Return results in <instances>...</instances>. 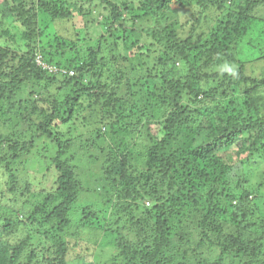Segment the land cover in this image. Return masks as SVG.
I'll return each mask as SVG.
<instances>
[{"label": "trees", "instance_id": "obj_1", "mask_svg": "<svg viewBox=\"0 0 264 264\" xmlns=\"http://www.w3.org/2000/svg\"><path fill=\"white\" fill-rule=\"evenodd\" d=\"M96 1L110 8L112 23L116 25L132 12L126 4L121 7L110 0ZM135 1L139 4L135 9L143 12L142 16L130 17L135 21H157L167 10L189 8H193L196 21L193 25L191 18L178 28L171 26L166 35H163L166 28L162 27L158 33L161 34L158 42L168 46V55L174 51V58L180 61L177 64L181 63L188 75H179L177 61L172 65L171 56L159 59L163 69L161 76L154 78L152 92L141 88L136 96L146 99L142 105L123 101L127 97H122L118 92L121 88L115 86L122 84V72L111 73L115 87L107 82L84 79L83 71L99 78L104 76L100 72L104 67L98 61L100 49H89L90 63L74 69L81 74L78 78L50 75L37 66L36 57L42 55L49 64L73 69L58 60V55L63 53V43L57 38L46 41L35 31L41 13L50 21L60 23L70 20L73 14L70 8L76 10L77 6L71 7L67 0H0V40L9 36L11 44L15 45L16 36L5 28L9 19L26 29L22 37L29 42L19 51L9 44L0 46V101L10 102L13 92L19 88L23 91L33 83L48 90L58 83L71 92L63 105L49 104L46 110L41 98L35 101L38 105H34L32 113L43 119L38 124V134L57 142L58 152L50 169L57 172L58 177L55 189L43 191L39 198L9 202L12 208L0 217V264H70L68 232L74 227L75 213L72 212L81 184L70 162H63L67 147L53 130L79 119L84 128L106 119L115 125L123 124L126 139L120 149L124 162L114 164L110 156H106V174L118 172L130 182L135 203L129 207L141 208L144 216H151L148 221L145 218L139 221L148 222L144 236L138 233L137 237L131 233L132 238L127 237L129 233L117 235L119 243L111 257L112 264H226L225 261L233 257L238 262L235 264H264V189L261 187L264 181L260 184L259 177L254 180L255 171L250 166L251 161L259 160L258 170L264 174V105H260L261 109L257 107L252 94L257 89L264 90V72L259 78L248 76L243 63L235 76L215 71L225 62L233 66L230 63L241 55L249 57L246 59L257 57V45L251 42L242 49V43L247 35L257 32L264 24L262 17L253 14L257 7L264 6V0ZM209 12H217L221 17L203 30L201 23ZM257 34L263 42L264 34ZM55 41L58 45L52 47ZM208 70H213L214 74ZM237 89L240 93L246 90L243 94L250 99L246 107L237 99L240 108L232 109L233 103H226ZM210 94L224 103L223 113H216L213 118L200 112ZM135 95L129 96V102H133ZM191 105L199 107L194 115L189 113ZM7 111L1 105L0 117H7ZM139 116H147L145 124ZM222 116H226L225 122H220ZM155 118L162 121L156 122ZM206 120L210 121L205 125ZM153 122L158 123V127L150 130ZM105 126L113 127L109 122ZM140 132L147 134L150 140L141 171H137L128 158L134 153L132 147L135 149L137 145L132 141L133 135ZM8 142H11L9 137L0 135V148ZM34 145L33 140L19 149L27 152ZM244 154L249 165L241 160ZM139 199L148 200V206L139 205ZM125 221L131 231L138 226L133 217ZM83 226L86 227V223ZM181 245L190 247L191 254L182 250ZM207 245L216 250L211 252L210 259L204 260ZM175 250L179 253L177 256L173 254ZM197 253L202 257L199 262L194 256Z\"/></svg>", "mask_w": 264, "mask_h": 264}, {"label": "rangeland", "instance_id": "obj_2", "mask_svg": "<svg viewBox=\"0 0 264 264\" xmlns=\"http://www.w3.org/2000/svg\"><path fill=\"white\" fill-rule=\"evenodd\" d=\"M110 1L121 7L126 4L132 10L131 13L126 15L125 20L121 24L112 23L110 8L99 1L67 0L71 7H78L76 10L70 8L71 12L73 11L71 19L54 23L47 19L48 17L45 14L41 13L35 32L39 36L43 35L46 41L59 39L63 43L61 44L63 53L58 55V60L73 69H78L90 63L89 49H100L98 61L99 65L104 67L100 69L104 76L99 78L83 71L81 73H83L84 79L92 80L93 82H107L111 87H120L121 91L118 92H120L122 97L128 98L123 101L130 105L134 104V101L138 105H142L145 104L146 99L144 97L138 99L136 96L141 88L145 92L153 89L156 83L154 78L160 77L161 69H163L159 59L162 61L171 56L172 65L175 60L177 61L175 65L178 68L179 75H188V70L185 71L186 69L182 67L181 63L177 64L179 60L174 58V51L168 55L166 52L168 46H163L158 42V38L161 35L158 33L162 31L163 27L166 28L163 35H166L170 32L171 26L178 28L191 18L194 25L196 22L195 13L192 11L193 8L183 11L167 10L165 16L157 21L148 19L135 21L130 17L142 16L143 13L135 9L139 5L138 2L132 0L131 4V0ZM253 14L262 17L261 19L264 20L263 4L257 7ZM220 17L217 12H209L208 17L201 23L203 30H207L212 22H215ZM9 22V19L5 22V28L16 36V39L13 40L15 45H12L13 42L11 44L9 36H7L0 40V46H8L9 44L13 49L19 51L23 49L25 44H29L22 37L23 31L26 29L15 20L14 22ZM257 32L264 34V24ZM257 32L255 31L244 39L242 38V44L244 45L242 49L247 48V45L251 42L253 45L258 46L255 49L257 50V57L246 59L249 57L245 58V56H239L237 53L239 56L238 60L230 64L234 65L236 63L234 66L238 70L240 64L243 63L245 65V73L248 76L259 78L264 72V41L262 42ZM57 45L56 41L55 44L51 43L52 47ZM242 57L244 60H242ZM205 62L204 60L202 63L203 68ZM209 66H212V64ZM113 71L124 74L122 84L114 86L113 79L115 77L113 78L111 74ZM208 72L212 73V75L214 74L213 70H208ZM204 74H206L205 71ZM19 89L13 92L10 102L5 99L0 101V106L4 105L5 109L8 110L7 117H0V135L11 139V142L3 143L0 148V217L12 208L9 202L13 201V199L17 200L18 203L24 200L32 201L43 195V191L55 189L54 184L58 174L50 168L52 167L51 161L58 152L57 142L47 136L38 134V124L43 119L39 115H34L32 110L34 105H38L35 101H38L39 98L44 101L43 107L46 110L49 104L58 103L63 105L71 93L70 89L63 88L58 83L54 84L51 90L41 88L37 83L28 85V88L23 91ZM113 90H116V88ZM246 90L242 93L239 92V89L235 90L234 94L232 93L229 96V102L226 104L229 105L232 102V109L240 108L238 99L242 103L241 105L246 107V103L250 99L249 96L243 94ZM210 91L213 90L211 89ZM224 92L225 90L221 93L224 94ZM252 94H254V103L261 109L260 105H264V90L257 89ZM7 95L11 94L8 93ZM131 95H135L133 102H129V96ZM211 95L206 104H202L200 108L201 114L209 118H213L216 113L219 114L224 111L222 99H214ZM192 107L194 105L189 108ZM198 109L199 107L196 106L189 113L194 115ZM139 117L145 124L147 116ZM226 119V116H222L220 122H225ZM109 120L106 119L91 128H84L83 121L79 119L53 130L54 135H57L67 147L63 162H70V166L75 170L76 179L81 184L78 201L74 205L75 211L72 212V214L75 213L72 218L74 227L68 232L69 242L71 243V257L68 258L70 264H112L111 257L115 254L116 246L119 243L117 235L129 233L127 237L132 238L131 233L134 236L138 233L140 236H144L148 222L140 223L139 221L142 218L148 221L151 217L144 216L141 208L133 209L129 207L135 203L132 196L134 194L132 193L133 186L130 182L126 181L118 172L110 175L106 174V156H110V160H112L110 162H114V164L124 162L120 148H122V142L126 139V135L123 133V124L122 126H120L121 124L115 125ZM155 120L156 122L158 120L159 122L162 121L160 118H155ZM209 121L206 120L204 124H208ZM106 122L112 124L113 127L111 129L106 128ZM198 123L202 124V122ZM152 125L150 130L158 127V123ZM185 130H188V126L185 127ZM133 136L134 139L132 141L137 142V145L135 149L132 147L134 153L132 152L128 161L133 168L141 171L144 156L148 152L150 139L147 138V134L143 135L141 132ZM33 140L35 145L29 151L23 152L19 149L25 144L29 145ZM146 143L147 146H145ZM16 146L17 148H15ZM128 149L131 150V147H126V150ZM102 151L104 152L102 153ZM257 154L260 155V153ZM246 156L245 154L242 155L241 160L249 165L250 162ZM250 166L255 171L252 174L256 175L254 180L259 177V183L261 184L264 181V176H262L264 174L261 170H258L259 160L251 161ZM261 187L264 189V186ZM138 204L148 206L149 201L139 199ZM124 209H130V211L126 212ZM131 217L138 222V226L132 231L129 230L130 228L125 221V219ZM85 223L86 227L83 226ZM18 235L19 232L14 239H17ZM184 247L180 246L182 250L189 251L191 254V248ZM215 250V248L207 245L202 256L204 260L210 259L211 252L213 253ZM173 254L177 256L179 253L175 250ZM194 256L197 257V262L202 260L200 254L197 253ZM233 258H228L225 263L235 264L237 260Z\"/></svg>", "mask_w": 264, "mask_h": 264}, {"label": "built area", "instance_id": "obj_3", "mask_svg": "<svg viewBox=\"0 0 264 264\" xmlns=\"http://www.w3.org/2000/svg\"><path fill=\"white\" fill-rule=\"evenodd\" d=\"M37 66L41 68L43 71L47 72L50 75H57L69 79L77 78L79 75L74 70L64 69L61 67H58L57 65L49 64L47 63L42 55H38L35 60Z\"/></svg>", "mask_w": 264, "mask_h": 264}, {"label": "clouds", "instance_id": "obj_4", "mask_svg": "<svg viewBox=\"0 0 264 264\" xmlns=\"http://www.w3.org/2000/svg\"><path fill=\"white\" fill-rule=\"evenodd\" d=\"M69 70H74V69H69ZM74 71H76L77 72V70H74ZM215 71H218V72H220L221 74H223V73H225V72H227V73H229L230 75H232V76H235V74H236V68H235V66L233 65V66H230L227 62H225V63H223V64H221V65H219L218 67H216L215 68ZM78 73V72H77ZM78 75H79V73H78ZM80 76V75H79ZM78 76V77H79ZM61 77V76H60ZM77 77V78H78ZM65 78V77H64ZM67 79H69V78H67ZM73 79V78H72ZM84 81H86V80H84Z\"/></svg>", "mask_w": 264, "mask_h": 264}]
</instances>
